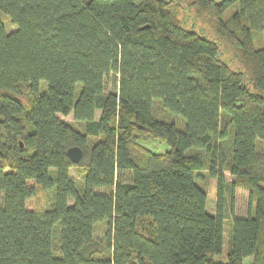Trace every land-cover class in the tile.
Masks as SVG:
<instances>
[{
  "label": "trees",
  "instance_id": "trees-1",
  "mask_svg": "<svg viewBox=\"0 0 264 264\" xmlns=\"http://www.w3.org/2000/svg\"><path fill=\"white\" fill-rule=\"evenodd\" d=\"M0 13V264H264V0Z\"/></svg>",
  "mask_w": 264,
  "mask_h": 264
},
{
  "label": "rangeland",
  "instance_id": "rangeland-1",
  "mask_svg": "<svg viewBox=\"0 0 264 264\" xmlns=\"http://www.w3.org/2000/svg\"><path fill=\"white\" fill-rule=\"evenodd\" d=\"M1 17L5 23V26L7 28V30H11L13 27L15 28V26H13V24L10 22L9 19H7V16L4 13H0ZM13 28V29H14ZM253 43L254 46L256 48H263L264 47V33L263 32H259L255 33L253 36ZM60 118L62 119H66V120H73V116L72 114L67 115V116H63V115H59ZM100 116V112H97V117ZM143 145H145L146 147L156 150V151H163L164 149H168V146L166 143H161L159 141H144L141 142ZM259 148L264 149V141H261L259 143ZM226 176L229 179H233V176L230 175L229 172H225ZM70 175L71 178L76 179L78 178V171L76 168H72L70 170ZM0 202H1V197H0ZM207 210L210 213H213L215 210V200L213 199V197H208L207 198ZM250 210V197H249V192L245 189L242 188H236V198H235V215L236 216H245L248 214ZM228 221H226L225 223V227L228 228ZM106 224L105 222H102L100 224L97 225L96 230H95V235L96 237H100L102 236L104 230H105ZM227 242V238L225 236V244H224V248H223V253L221 256H219L220 258H224L226 256L227 250H228V245L226 244ZM251 262V258L248 257L245 259L243 264H249Z\"/></svg>",
  "mask_w": 264,
  "mask_h": 264
},
{
  "label": "water",
  "instance_id": "water-1",
  "mask_svg": "<svg viewBox=\"0 0 264 264\" xmlns=\"http://www.w3.org/2000/svg\"><path fill=\"white\" fill-rule=\"evenodd\" d=\"M22 146V143H21ZM73 162H79L83 156V150L79 146H72L67 151Z\"/></svg>",
  "mask_w": 264,
  "mask_h": 264
}]
</instances>
